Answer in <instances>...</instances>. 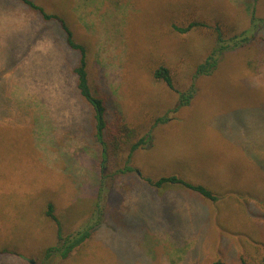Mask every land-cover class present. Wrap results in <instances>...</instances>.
I'll list each match as a JSON object with an SVG mask.
<instances>
[{
  "label": "rangeland",
  "instance_id": "rangeland-1",
  "mask_svg": "<svg viewBox=\"0 0 264 264\" xmlns=\"http://www.w3.org/2000/svg\"><path fill=\"white\" fill-rule=\"evenodd\" d=\"M33 1L66 21L86 47L93 94L146 142L129 174L127 154L103 159L76 87L78 52L58 23L0 0V264H240L264 244V0ZM193 18L212 30L171 26ZM161 65L174 89L152 76ZM165 177L216 200L148 183ZM87 226L93 237L67 259L45 256L59 231Z\"/></svg>",
  "mask_w": 264,
  "mask_h": 264
},
{
  "label": "trees",
  "instance_id": "trees-1",
  "mask_svg": "<svg viewBox=\"0 0 264 264\" xmlns=\"http://www.w3.org/2000/svg\"><path fill=\"white\" fill-rule=\"evenodd\" d=\"M23 3L32 11L38 13L45 22H56L61 27L62 31L66 34L67 45L69 49L78 52V64L74 68L73 73L76 77V87L81 95L94 109L95 119H96V137L97 141L101 146L102 153L101 156L106 161L114 155L127 154L128 163L122 170L123 174H129L134 171L133 167L130 165L133 154L146 142V137L141 135L140 131H135L131 128L119 114H108L106 101L103 98L96 97L93 94L92 88L89 82L88 75V59L86 47L80 43H77L74 34L66 21L56 14H50L46 10L36 4L33 0H17ZM188 21V20H187ZM186 23V22H184ZM172 28L181 34H186L191 31H197L199 29H211L212 26L206 22L204 19L193 18L191 21L187 22L185 26H178L176 23L171 24ZM216 31V36L218 39V44L220 45L216 48L215 53L223 51L226 48V45L223 43L226 41L222 35V27L216 25L214 27ZM246 32L242 33L241 36H244ZM235 37L234 39H236ZM233 39V40H234ZM248 40L247 37H242L241 42ZM238 45V43H235ZM213 56L209 58L205 65L199 66L197 71L198 75L208 74L211 69L216 65V60L213 59ZM212 61V62H211ZM152 76L157 82H164L171 89H174L173 79L171 77V70L166 65H161L160 67L153 68L151 70ZM192 94H180L179 105H187L192 98ZM167 120V119H166ZM164 122L162 118L156 120V124ZM149 136V134H148ZM138 138V139H137ZM135 139V140H134ZM148 183L155 188L162 187H172L175 185H181L186 189H190L194 192H197L202 197L207 200H216V195L211 191L207 186L202 184H195L190 181L184 180L180 177H170V178H161L158 180H148ZM46 215L54 221L59 227L61 226L60 221L55 215V207L52 203L48 205V211ZM94 226H87L86 229L80 230L76 235L64 236L62 231H59L58 234V243L54 248H49L45 251V256L48 258L55 257V253H60L59 257L61 259H67L78 246L85 244L89 239L94 235ZM48 260V259H47ZM240 264H264V244L257 245L253 254H243L239 255ZM212 264H226L223 259H217Z\"/></svg>",
  "mask_w": 264,
  "mask_h": 264
}]
</instances>
